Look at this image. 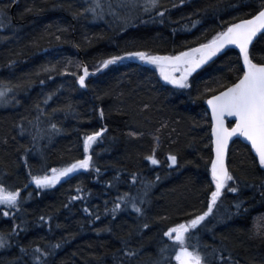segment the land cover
Masks as SVG:
<instances>
[{
    "label": "trees",
    "instance_id": "obj_1",
    "mask_svg": "<svg viewBox=\"0 0 264 264\" xmlns=\"http://www.w3.org/2000/svg\"><path fill=\"white\" fill-rule=\"evenodd\" d=\"M259 4L158 0L144 11L145 0H18L11 10L10 0H0V183L21 190L20 207L11 215L4 216L7 206L0 205L6 236L0 264H37V244L51 253L47 264H154L159 247L170 243L167 228L207 209L215 185L205 102L234 82L238 52L226 49L212 58L184 87L160 78L155 65L133 59L109 65L82 87L79 65L98 68V61L124 52L174 54L195 47ZM251 52L264 62V36ZM105 125L90 150L93 167L48 187L33 184L32 175H51V168L82 159L84 136ZM153 147L159 165L146 159ZM169 153L177 155V164ZM226 163L237 179L226 186L215 214L197 226L190 245L199 240L202 251L215 246L212 264L229 254L238 264H264V227L257 231L264 225V171L240 139L231 143ZM121 195L124 201L117 200ZM114 202L121 204L115 216ZM124 241L137 249L135 256L123 253Z\"/></svg>",
    "mask_w": 264,
    "mask_h": 264
},
{
    "label": "snow or ice",
    "instance_id": "obj_2",
    "mask_svg": "<svg viewBox=\"0 0 264 264\" xmlns=\"http://www.w3.org/2000/svg\"><path fill=\"white\" fill-rule=\"evenodd\" d=\"M184 2L185 0H179L180 4ZM157 4L158 0H145L143 10L147 11L149 8H154ZM92 11L96 12V8L93 7ZM164 12L165 9L161 8V14ZM96 14L100 15L101 13ZM121 19L125 18L121 17ZM221 24H224V22L221 21ZM258 34L264 36V0H260L258 10L254 11V13L244 14L241 18H232V22L227 23L226 26L217 31L210 40L199 43L195 47H188L174 54L150 53L144 50L124 52L122 55H109L98 61V68L90 69L87 64L79 65V67L83 68V73L78 74V80L82 86H86V77L89 76L90 71L98 72L101 69H106L109 65L123 58L138 57L141 61L156 65L165 81L184 87L188 85L189 76L226 45H236L239 49V57L242 59V63L235 69L237 75L234 82L227 83L222 87V90L215 91V94H209L206 97L207 105L211 109V143L215 152L210 164L211 179L215 187L210 193L207 209L192 216L190 219L167 228L164 236L168 237L171 243H164L159 247V256L154 264H212V261L217 259L215 246H206L208 250L202 251L199 240H197L195 247L190 245V240L194 233L198 232L197 226H202V222H206V217H209L210 214H215L218 201L221 199L222 193L226 190L229 182L237 179L226 163L230 140L234 137L245 138L246 141L250 142L255 157L258 158V164L264 167V62H257L252 55L250 47L253 45L254 40L258 38ZM262 60H264V57H262ZM50 67H54V65ZM64 71L67 72L68 68L65 67ZM176 72H179V75H176ZM209 91L205 89L206 93ZM4 96L5 89L0 88V97ZM103 114V109H101V115ZM229 117L234 119V123L227 119ZM51 127L57 128V125L53 124ZM106 127L105 125L98 131H93L91 134L84 136L83 149L85 154L82 159L73 160L62 167L51 168L49 170L51 175L47 171L43 174L32 175L31 180L39 187H48L57 184L62 178L69 177L70 174L78 169L93 167V156L90 150L97 138L101 137V134L105 132ZM132 134L137 135L138 133L134 132ZM33 140H35V137H33ZM146 159L153 165L161 164V161L157 158L156 147H153ZM168 159L173 165L178 162L177 155L172 153L168 154ZM25 160L27 162V157ZM96 171L99 172V169L97 168ZM131 179L136 181L138 177L133 174ZM108 183L111 184L112 182L109 181ZM150 183L146 182V187ZM230 190L238 192L239 189L238 187H231ZM20 195V188L13 190L0 183V205L7 206L3 210L4 216L11 215L13 208L20 207ZM125 195L117 197V200L124 201ZM120 207V203H113L111 209L113 216L116 215L117 209ZM131 207L137 212L143 211L135 202L131 204ZM85 210L90 211L87 206H85ZM105 211H108V209H105ZM261 219H264V217ZM144 227L147 228L148 225L145 224ZM261 227H264V225L257 226L258 232ZM5 243L6 236L0 232V247L4 246ZM59 247V243L53 245V248ZM34 248L35 251L32 253L33 260L37 264H47L44 258L51 253L45 251L38 244L34 245ZM21 252H25L24 245H21ZM123 253L127 257H133L137 254V249L131 248L127 241H124ZM218 259L219 264H238V261L231 254H229L227 260L223 256Z\"/></svg>",
    "mask_w": 264,
    "mask_h": 264
},
{
    "label": "water",
    "instance_id": "obj_3",
    "mask_svg": "<svg viewBox=\"0 0 264 264\" xmlns=\"http://www.w3.org/2000/svg\"><path fill=\"white\" fill-rule=\"evenodd\" d=\"M11 2H12V5H11V10L14 8V6L17 4V1L18 0H10ZM260 34H258V36H259ZM255 41V40H254ZM251 47V46H250ZM226 49H235L237 52H238V55H239V49H238V47L236 46V45H226L223 49H221V51L220 52H218L214 57H216V56H218V55H220L222 52H224ZM213 57V58H214ZM128 59H133V60H137V61H141L138 57H127V58H123V59H121V60H119V61H124V60H128ZM239 59H240V63H242V59L239 57ZM142 62H144V61H142ZM145 64H147V65H154V64H151V63H147V62H144ZM104 69H101V70H99L98 72H91L90 71V74H89V76L88 77H86V79L87 78H89V77H92V76H96V75H98L100 72H102ZM82 73H83V68H82ZM82 86V85H81ZM83 87V86H82ZM205 106H206V111H207V113H208V115H209V118H210V122H211V109H210V107L207 105V100H206V102H205ZM228 120H230L232 123H234V119L233 118H231V117H229V118H227ZM210 136H211V128H210ZM235 139H240V141H242L243 143H245L246 145H248L249 146V148H250V150H251V153L253 154V156L255 157V153H254V150L251 148V144H250V142H248V141H246V139L245 138H243V137H234L232 140H230L229 141V147H230V145H231V143L235 140ZM211 149H212V157L215 155V152H214V146H213V144L211 143ZM229 150V149H228ZM256 158V157H255ZM226 161H227V157H226ZM256 161H257V164H258V158H256ZM258 166H259V168L262 170V171H264V167H262V166H260L259 164H258ZM210 174H211V170H210ZM33 184H35V182H33Z\"/></svg>",
    "mask_w": 264,
    "mask_h": 264
},
{
    "label": "rangeland",
    "instance_id": "obj_4",
    "mask_svg": "<svg viewBox=\"0 0 264 264\" xmlns=\"http://www.w3.org/2000/svg\"><path fill=\"white\" fill-rule=\"evenodd\" d=\"M211 59H212V58H211ZM211 59H210V60H211ZM210 60H209V61H210ZM207 62H208V61H206L205 63H207ZM203 65H204V64H203ZM203 65H201V67H202ZM155 66H156V65H155ZM201 67H200V68H201ZM198 69H199V68H198ZM198 69H197V70H198ZM157 73L159 74L160 78H162V79H163V77H162V76L160 75V73H159V70H158V68H157ZM175 74H176V75H179V72H176ZM188 79H189V78H188ZM163 80H164V79H163ZM167 238H168V237H167ZM168 240H169V242L171 243V241H170V239H169V238H168Z\"/></svg>",
    "mask_w": 264,
    "mask_h": 264
},
{
    "label": "bare ground",
    "instance_id": "obj_5",
    "mask_svg": "<svg viewBox=\"0 0 264 264\" xmlns=\"http://www.w3.org/2000/svg\"><path fill=\"white\" fill-rule=\"evenodd\" d=\"M223 53V52H222Z\"/></svg>",
    "mask_w": 264,
    "mask_h": 264
}]
</instances>
